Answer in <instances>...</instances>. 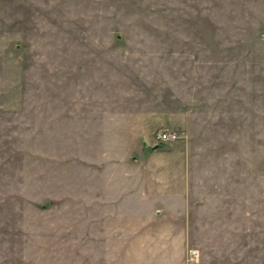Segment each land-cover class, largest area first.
Listing matches in <instances>:
<instances>
[{
  "label": "rangeland",
  "instance_id": "rangeland-1",
  "mask_svg": "<svg viewBox=\"0 0 264 264\" xmlns=\"http://www.w3.org/2000/svg\"><path fill=\"white\" fill-rule=\"evenodd\" d=\"M152 112L187 160L153 163L202 201L186 243L130 260L91 238L82 179ZM0 264H264V0H0Z\"/></svg>",
  "mask_w": 264,
  "mask_h": 264
},
{
  "label": "crops",
  "instance_id": "crops-1",
  "mask_svg": "<svg viewBox=\"0 0 264 264\" xmlns=\"http://www.w3.org/2000/svg\"><path fill=\"white\" fill-rule=\"evenodd\" d=\"M136 118L130 126L122 119L115 121L122 131L121 140L109 152L108 170L83 176L82 200L84 223L93 234L91 237L89 233V238H97L105 246L113 243L114 251H125L130 260H146L153 252L144 247L139 252L135 246L162 243L165 239L176 245L187 242V214L202 199L194 195L186 175L181 186L172 188L174 178L165 173L169 162L153 163L157 156L175 152L182 159L184 154L187 162L186 150L183 152L178 144L164 149L154 145V131L180 123L181 117L178 120L152 112ZM121 245L127 247L119 249Z\"/></svg>",
  "mask_w": 264,
  "mask_h": 264
},
{
  "label": "built area",
  "instance_id": "built-area-1",
  "mask_svg": "<svg viewBox=\"0 0 264 264\" xmlns=\"http://www.w3.org/2000/svg\"><path fill=\"white\" fill-rule=\"evenodd\" d=\"M179 132L175 129H162L156 133V140L159 142L173 141L178 139Z\"/></svg>",
  "mask_w": 264,
  "mask_h": 264
}]
</instances>
